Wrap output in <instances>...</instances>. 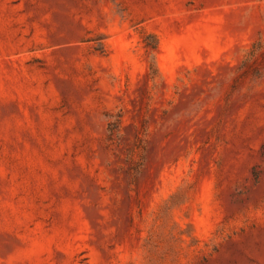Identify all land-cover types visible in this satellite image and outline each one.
I'll return each mask as SVG.
<instances>
[{
    "label": "rangeland",
    "instance_id": "obj_1",
    "mask_svg": "<svg viewBox=\"0 0 264 264\" xmlns=\"http://www.w3.org/2000/svg\"><path fill=\"white\" fill-rule=\"evenodd\" d=\"M0 264H264V0H0Z\"/></svg>",
    "mask_w": 264,
    "mask_h": 264
}]
</instances>
